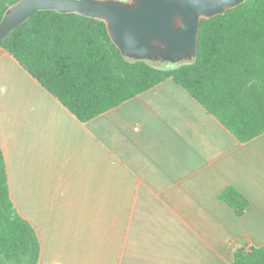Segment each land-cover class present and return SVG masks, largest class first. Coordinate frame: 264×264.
Instances as JSON below:
<instances>
[{
  "label": "crops",
  "instance_id": "crops-1",
  "mask_svg": "<svg viewBox=\"0 0 264 264\" xmlns=\"http://www.w3.org/2000/svg\"><path fill=\"white\" fill-rule=\"evenodd\" d=\"M0 146L37 264H231L264 245V134L240 143L172 80L81 123L0 49Z\"/></svg>",
  "mask_w": 264,
  "mask_h": 264
},
{
  "label": "trees",
  "instance_id": "trees-1",
  "mask_svg": "<svg viewBox=\"0 0 264 264\" xmlns=\"http://www.w3.org/2000/svg\"><path fill=\"white\" fill-rule=\"evenodd\" d=\"M19 0H0V21ZM51 96L86 123L172 80L240 143L264 134V0H244L200 21L192 62L158 67L126 59L103 21L40 11L0 43ZM242 217L250 202L234 187L219 196ZM39 242L9 195L0 146V264H37ZM231 264H264V245L235 249Z\"/></svg>",
  "mask_w": 264,
  "mask_h": 264
},
{
  "label": "water",
  "instance_id": "water-1",
  "mask_svg": "<svg viewBox=\"0 0 264 264\" xmlns=\"http://www.w3.org/2000/svg\"><path fill=\"white\" fill-rule=\"evenodd\" d=\"M244 0H19L0 21V43L40 11L75 13L103 21L128 60L192 62L202 19L222 15Z\"/></svg>",
  "mask_w": 264,
  "mask_h": 264
},
{
  "label": "rangeland",
  "instance_id": "rangeland-1",
  "mask_svg": "<svg viewBox=\"0 0 264 264\" xmlns=\"http://www.w3.org/2000/svg\"><path fill=\"white\" fill-rule=\"evenodd\" d=\"M124 1H128V0H124ZM150 64L154 65V66H158V67H173L174 63L172 62H168V61H164V60H161V59H158V60H150L148 61Z\"/></svg>",
  "mask_w": 264,
  "mask_h": 264
}]
</instances>
